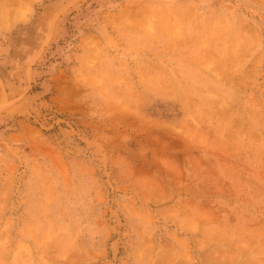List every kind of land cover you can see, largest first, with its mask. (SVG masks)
<instances>
[{
    "label": "rangeland",
    "instance_id": "1",
    "mask_svg": "<svg viewBox=\"0 0 264 264\" xmlns=\"http://www.w3.org/2000/svg\"><path fill=\"white\" fill-rule=\"evenodd\" d=\"M0 264H264V0H0Z\"/></svg>",
    "mask_w": 264,
    "mask_h": 264
},
{
    "label": "bare ground",
    "instance_id": "2",
    "mask_svg": "<svg viewBox=\"0 0 264 264\" xmlns=\"http://www.w3.org/2000/svg\"><path fill=\"white\" fill-rule=\"evenodd\" d=\"M127 28V27H126Z\"/></svg>",
    "mask_w": 264,
    "mask_h": 264
}]
</instances>
